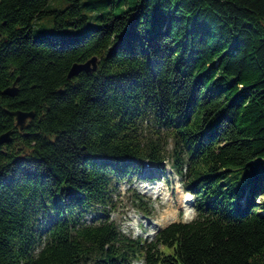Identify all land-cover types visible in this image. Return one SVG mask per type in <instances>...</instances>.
Returning a JSON list of instances; mask_svg holds the SVG:
<instances>
[{
    "label": "trees",
    "instance_id": "1",
    "mask_svg": "<svg viewBox=\"0 0 264 264\" xmlns=\"http://www.w3.org/2000/svg\"><path fill=\"white\" fill-rule=\"evenodd\" d=\"M49 1L0 0V264H264V0ZM169 144L195 216L125 236L114 194Z\"/></svg>",
    "mask_w": 264,
    "mask_h": 264
},
{
    "label": "rangeland",
    "instance_id": "2",
    "mask_svg": "<svg viewBox=\"0 0 264 264\" xmlns=\"http://www.w3.org/2000/svg\"><path fill=\"white\" fill-rule=\"evenodd\" d=\"M65 4V0H51L48 8L62 9ZM51 16L45 15L36 21L34 25V35L36 37L43 34V32L60 33L50 21ZM170 150L171 144L167 146L168 154L164 163L166 170L164 179L154 188H151L142 179L138 181V178H134V176L130 181L132 184L125 182L120 185L118 192L114 194L113 201L116 208L110 212V218L118 223L121 229L131 231V227L132 229L136 228L135 231H138L139 235L150 240L158 229L170 222L189 221L195 216L192 203L193 195L187 192L184 180L172 168ZM153 169L147 171H153L155 174V169ZM135 193L141 196L142 200L148 205L150 213L146 214L136 206L138 199ZM259 200L264 201V194ZM133 216L137 218L134 219ZM133 264H142V261L137 260Z\"/></svg>",
    "mask_w": 264,
    "mask_h": 264
},
{
    "label": "water",
    "instance_id": "3",
    "mask_svg": "<svg viewBox=\"0 0 264 264\" xmlns=\"http://www.w3.org/2000/svg\"><path fill=\"white\" fill-rule=\"evenodd\" d=\"M97 68V57L92 56L88 60L84 62H74L69 67L66 77L70 79L80 72H94ZM18 81V77L13 81V83L3 89L2 94L6 96L13 97L17 94L18 88L16 86V82ZM7 113L14 117L15 127L22 131L25 128V125L28 120L34 117L33 111H21V110H8ZM12 129L6 130L0 133V146L3 144L10 143L12 141ZM24 135H27L24 133Z\"/></svg>",
    "mask_w": 264,
    "mask_h": 264
},
{
    "label": "built area",
    "instance_id": "4",
    "mask_svg": "<svg viewBox=\"0 0 264 264\" xmlns=\"http://www.w3.org/2000/svg\"><path fill=\"white\" fill-rule=\"evenodd\" d=\"M133 218L135 219L137 217L133 216ZM120 230H121L122 233H125L127 235H131L132 237H136V236H138L140 234L138 231H135V230H137L136 228L132 229V227H131V231H127L126 229H121V226H120Z\"/></svg>",
    "mask_w": 264,
    "mask_h": 264
},
{
    "label": "bare ground",
    "instance_id": "5",
    "mask_svg": "<svg viewBox=\"0 0 264 264\" xmlns=\"http://www.w3.org/2000/svg\"><path fill=\"white\" fill-rule=\"evenodd\" d=\"M186 200H187V199H186ZM186 200H185V201H186Z\"/></svg>",
    "mask_w": 264,
    "mask_h": 264
}]
</instances>
